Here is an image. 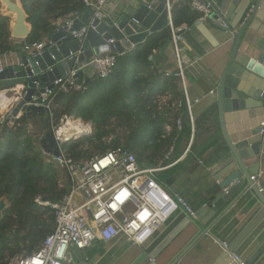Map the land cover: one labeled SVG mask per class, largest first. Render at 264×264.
Listing matches in <instances>:
<instances>
[{"label": "trees", "instance_id": "obj_1", "mask_svg": "<svg viewBox=\"0 0 264 264\" xmlns=\"http://www.w3.org/2000/svg\"><path fill=\"white\" fill-rule=\"evenodd\" d=\"M20 2L31 27L27 44L44 42L57 30L59 20L87 15L83 0ZM190 3L191 0H182L172 5L174 27L191 28L199 20L200 14ZM9 22L8 17L0 14V56L18 51L10 41ZM169 43L170 30L166 26L117 56L108 77L91 78L81 91L63 93L58 88L53 89L48 97V129L37 116L22 114L18 119L2 121L0 199L5 198L8 207L0 219V264H10L18 256L33 253L53 232L52 208L36 206L34 199L40 197L43 201L54 202L68 191L66 182L60 186L53 157L42 152L39 140H33L28 125L40 127L45 134L59 126L64 117L81 120L91 125V132L62 143L60 147L66 157L74 161L89 160L94 156L89 148L98 154L121 147L133 154L143 168L168 166L188 146L191 136L194 140L197 124L194 120L192 127L189 121L182 90L175 78L166 77L158 67ZM163 95L170 97L159 106L157 98ZM9 121L13 122L12 127ZM178 144H183L181 151L167 161L165 156L169 148L173 146L175 151ZM85 146L89 148L84 149ZM190 148L193 149V145ZM185 162L191 173L201 169V164L198 165L191 155H187ZM179 168L176 166L155 176L168 192H172L175 181L171 173Z\"/></svg>", "mask_w": 264, "mask_h": 264}, {"label": "water", "instance_id": "obj_2", "mask_svg": "<svg viewBox=\"0 0 264 264\" xmlns=\"http://www.w3.org/2000/svg\"><path fill=\"white\" fill-rule=\"evenodd\" d=\"M4 1L7 3L9 12L16 13L15 24L9 27L10 36L15 39H26L31 27L27 23V15L20 0H18L19 7L10 3L9 0ZM240 2L244 4V8L242 5L236 8ZM165 4L166 0H137L127 13L119 15L114 22L109 21L108 25L95 20L93 23L95 29L88 30L82 43L73 39L64 30L59 28L55 30L47 37V42L39 53L21 55V65L18 68L8 67L0 74V87H7L13 92L12 96L18 99L10 117L18 113L25 114L27 117L37 116L43 119L47 128L49 126L46 116L47 109L42 102V95L46 90H53L55 81L69 76L77 80L83 79V85L89 84L90 79L84 77L79 69L82 64L93 56L106 53L107 47L113 51V45L117 54L122 55L129 50L131 45H139L149 35L165 28L168 22ZM263 7L262 0H223L219 9L216 8L214 13L206 19L209 24H212V20H220V23L215 26L227 35V40L223 43L227 50L220 59L224 63L212 96L202 105L198 113H193V118L196 119L198 115L208 110H216L225 143L218 149V170L224 171L227 175L224 181L234 182L233 189H229L231 192H234V189L237 192L246 185L247 188L240 197L248 193L250 201L264 206V184H256L251 179L259 173L261 145L264 142V134L260 133L263 109L262 102L259 100V94L264 88V76L257 69L254 70L252 63L256 61L257 64L264 65V53L262 55L258 53L264 51V13L261 10ZM86 13L90 16L92 10L87 9ZM2 16L8 17L11 21L9 15ZM83 23L84 21L75 20L71 29L77 30ZM258 33L259 38L256 37ZM109 40H113L114 44L107 45ZM250 43L254 44L258 52H253L252 47H249ZM250 59L253 60L250 61ZM74 70L77 71L72 73ZM253 75L257 79H254ZM235 97L237 98L236 104L232 101ZM247 98H250L252 102L247 101ZM239 110H257L260 120L253 125L252 122L250 125L246 122L239 125L237 122L239 115H234L235 128L238 133L233 135L226 126L229 117L225 115L227 112ZM250 138L254 139L250 141ZM247 139L249 142H244ZM39 147L45 155L53 158L60 156L59 144L55 140L53 131L43 134L39 139ZM219 176L221 175L215 179L219 180ZM260 176L264 180V174L261 173ZM228 184L222 188H227ZM225 198L222 194L217 199L214 204L215 210ZM7 207V201L1 198L0 219ZM201 212L203 210L196 213V219H200ZM213 238L219 245H223L216 237L213 236ZM231 251V248L226 249L229 254L232 253ZM217 263L229 264L231 262L226 257L225 263L223 261ZM74 264L90 263L80 260Z\"/></svg>", "mask_w": 264, "mask_h": 264}, {"label": "built area", "instance_id": "obj_3", "mask_svg": "<svg viewBox=\"0 0 264 264\" xmlns=\"http://www.w3.org/2000/svg\"><path fill=\"white\" fill-rule=\"evenodd\" d=\"M86 9L92 10V15L77 30H72L73 21L69 18L59 27L60 30L83 42V38L89 29H95V20L100 23L114 22L116 19L110 8L111 0H83ZM174 0H166L165 11L167 14V26L170 30V44L173 49L175 67L173 71L164 69L166 77L175 78L181 87L189 121L193 127V113L198 100L191 101L188 97L185 71L187 66L183 61V33L190 30L189 27H174L171 20V7ZM190 6L200 14L199 21H205L215 10L212 0H191ZM10 41L15 45H21L22 51L27 55H35L41 51L46 40L40 43L27 44L26 39H15L10 36ZM113 45L114 41H107V45ZM93 56L79 68L85 77L106 78L111 73L116 57L119 56L113 45V51ZM131 48H129L130 50ZM14 52V51H13ZM13 52L0 56V74L12 65L20 66V58ZM74 70L72 73H75ZM55 88L63 93L83 90V82H78L71 76L55 81ZM54 88V89H55ZM52 90H46L42 95V102L47 113L50 111L48 97ZM165 101L158 102L163 106L169 95H163ZM158 97V98H160ZM262 102V120L260 133L264 134V88L259 94ZM21 113L12 117L18 119ZM71 118V117H70ZM65 122L68 117H64ZM8 125L13 126L9 121ZM180 126V121H176ZM83 126V124H82ZM59 126L52 129L56 142L59 144L60 156L53 158L52 162L60 166L67 177V194L61 199L50 202L41 201L40 197L34 199L36 206H49L53 210L54 230L33 253L21 255L11 261L10 264H74L73 255L83 253L93 247L96 241L109 244L115 240L123 239L133 246L145 244L152 235L177 211H184L191 219L196 218V213L187 201L176 192H168L162 183L155 178L157 173L166 167L143 168L137 158L121 147L107 150L94 155L89 160L74 161L65 156L61 150V144L66 140L58 134ZM169 131L170 128L166 127ZM84 126L81 135L88 134ZM193 141L191 136L190 144ZM173 146L169 148L165 159L173 154ZM253 181L255 177L251 178ZM65 185V183H63ZM61 186V185H60ZM222 247L226 250L227 244ZM231 261L235 264H245L236 254H230Z\"/></svg>", "mask_w": 264, "mask_h": 264}, {"label": "crops", "instance_id": "obj_4", "mask_svg": "<svg viewBox=\"0 0 264 264\" xmlns=\"http://www.w3.org/2000/svg\"><path fill=\"white\" fill-rule=\"evenodd\" d=\"M136 1L111 0L110 10L117 18L119 15L127 13L136 4ZM222 1L212 0L215 9H219ZM174 2L177 1L174 0ZM262 3L264 4V0ZM241 5L244 8L242 2L238 3L236 8ZM261 10L264 13V7ZM86 16L89 15L75 16L70 18V21L85 22ZM66 20H59L58 28ZM218 23H220L219 19L212 20V24L207 23L206 20H197L189 31L183 33L181 45L184 49L183 61L187 66L185 71L187 93L191 101H199V104L195 106L194 113H198L202 105L212 96L224 63L220 59L227 50L223 45L227 40V35L216 28L215 24ZM256 37H260L259 33L256 34ZM249 45L253 52H258L253 43ZM15 47L18 51L13 53L19 58L25 54L21 45ZM130 48L133 49L134 46L131 45ZM258 53L262 55L264 51ZM172 54L173 49L169 43L163 52L164 60L159 65L161 70H174L175 63ZM252 60L250 59V61ZM252 63L254 70L257 69L264 76V65L257 64L256 61H252ZM12 67L16 69L19 66L12 65ZM253 77L257 79L256 76L253 75ZM0 88L3 89V87ZM5 88L10 91L7 87ZM179 88L181 89L180 86ZM246 100L252 102L250 98ZM163 101H165L164 97L157 98V103ZM232 101L236 104L237 98L235 97ZM17 102L18 99H15L14 106ZM14 106L10 109V115ZM0 115L4 114H1L0 111ZM234 115H239L237 121L239 125L244 122L249 125L252 122L253 125L260 120L257 110L227 112L225 117H229V122L226 126L233 135L238 133L235 128ZM10 118L8 116L6 119ZM194 120L197 124L194 140L191 144L189 142L174 162L165 166L164 171L180 166L178 170L171 173V176L175 178L172 192L178 191L187 203H190L189 205L195 213L203 210L200 219H191L184 211L179 210L143 245L133 246L123 239L106 245L96 241L89 250L83 253L74 252L76 261L85 260L90 264H218V261L225 263L227 257L231 262L229 264H232L231 253L226 252L213 238L214 236L222 243L227 244L228 249L231 248V252L238 255L245 264H264V206L250 201L248 193L240 197L247 188L246 185L237 192L236 189L231 192L234 182H228V184L227 180L224 181L227 175L224 174V171L218 170V149L225 143L216 110H208L198 115ZM253 139L250 138V141ZM247 141L249 142V139L244 140V142ZM191 145H193V149L190 148ZM182 147L183 144H178L172 157L175 152L179 153ZM187 155H191L198 165L201 164L198 173L189 172V164L185 162ZM261 173L264 174V142L261 145L259 173L252 176L255 177L252 182L264 184V180L260 176ZM218 175H221L219 180L215 179ZM226 184L228 187L224 188ZM222 186L224 187L222 188ZM222 194L226 198L215 210L214 204Z\"/></svg>", "mask_w": 264, "mask_h": 264}, {"label": "rangeland", "instance_id": "obj_5", "mask_svg": "<svg viewBox=\"0 0 264 264\" xmlns=\"http://www.w3.org/2000/svg\"><path fill=\"white\" fill-rule=\"evenodd\" d=\"M0 14L1 15H4L3 13H2V11H1V4H0ZM10 21V20H9ZM9 24H10V22H9ZM158 67H159V65H158ZM3 88H5V87H3ZM4 90H6V89H4ZM7 94V99H8V101H10V103L8 102V105L4 108V109H0V111H1V114H4L3 116L2 115H0V124L2 123V121H4V120H6V118L8 117V116H10V109L14 106V104H13V102H14V100H15V97H13L12 95H13V92H7L6 93ZM10 99V100H9ZM14 117V116H13ZM13 119H15V118H12V120ZM69 119H72V118H69ZM75 120V119H74ZM81 121V120H80ZM65 123V119H63L62 120V122L60 123V125H59V127L62 125V124H64ZM82 124H83V126H85V127H87V131L88 132H91V125L88 123V124H86V123H83L82 122ZM0 128H1V125H0ZM27 129H28V131H29V133L31 134V136H32V138H33V140L34 141H38L42 136H43V133H42V131H40V127H38V126H34V125H28L27 126ZM52 131V130H51ZM123 133V131L122 130H120L119 131V134H122ZM76 137V136H75ZM74 136H71L70 138L68 137V139L69 140H71V139H76ZM89 147H87V146H85V148L84 149H88ZM89 150L91 151V153L93 154V155H96L97 154V152L96 151H93L91 148H89ZM56 165V164H55ZM55 168H56V170H57V173H58V175H59V183H60V185L61 186H63V183H65L66 182V180H67V177H66V174H65V172H64V170L60 167V166H58V165H56L55 166ZM7 205H8V202H7ZM19 257V256H18ZM17 258V257H16ZM73 261H72V263H75L76 262V257L73 255Z\"/></svg>", "mask_w": 264, "mask_h": 264}, {"label": "bare ground", "instance_id": "obj_6", "mask_svg": "<svg viewBox=\"0 0 264 264\" xmlns=\"http://www.w3.org/2000/svg\"><path fill=\"white\" fill-rule=\"evenodd\" d=\"M9 1L10 3H14L17 5V7H19L18 0ZM0 4L2 13L11 17L10 25L13 26L15 24L16 13L9 12L7 3L4 0H0ZM4 89L6 88H0V109H4L8 105V102L10 103V101L7 99V89ZM83 128L84 126H82V121L67 119V121L59 127L58 134L59 136H62L64 139H66L68 137L70 138L71 136H78L82 132ZM41 201L43 200L41 199Z\"/></svg>", "mask_w": 264, "mask_h": 264}, {"label": "clouds", "instance_id": "obj_7", "mask_svg": "<svg viewBox=\"0 0 264 264\" xmlns=\"http://www.w3.org/2000/svg\"><path fill=\"white\" fill-rule=\"evenodd\" d=\"M70 19V17H68ZM87 20V19H86ZM58 29V28H57ZM7 92H11V91H7ZM21 116V115H20ZM12 119V118H11Z\"/></svg>", "mask_w": 264, "mask_h": 264}, {"label": "flooded vegetation", "instance_id": "obj_8", "mask_svg": "<svg viewBox=\"0 0 264 264\" xmlns=\"http://www.w3.org/2000/svg\"><path fill=\"white\" fill-rule=\"evenodd\" d=\"M48 129V128H47Z\"/></svg>", "mask_w": 264, "mask_h": 264}]
</instances>
